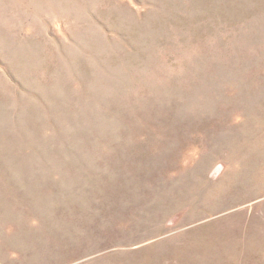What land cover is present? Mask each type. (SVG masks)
Returning <instances> with one entry per match:
<instances>
[{
    "label": "rangeland",
    "instance_id": "374dc122",
    "mask_svg": "<svg viewBox=\"0 0 264 264\" xmlns=\"http://www.w3.org/2000/svg\"><path fill=\"white\" fill-rule=\"evenodd\" d=\"M0 264H264V0H0Z\"/></svg>",
    "mask_w": 264,
    "mask_h": 264
}]
</instances>
